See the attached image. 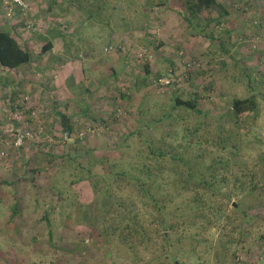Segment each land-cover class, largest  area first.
Returning <instances> with one entry per match:
<instances>
[{"label":"rangeland","instance_id":"obj_1","mask_svg":"<svg viewBox=\"0 0 264 264\" xmlns=\"http://www.w3.org/2000/svg\"><path fill=\"white\" fill-rule=\"evenodd\" d=\"M58 1L22 0L16 16L6 15L0 5V18L31 52L23 66L0 67V132L18 127L25 108L33 109L30 125L41 126L33 139L14 151L6 147L8 153L0 155V264H264V238L259 237L264 232V60L253 67L258 70L254 79L247 80L216 40L195 34L175 12L182 6L176 0H89L90 8L101 5V20L86 17L85 10L67 1L59 10ZM216 1L226 7L234 0ZM234 2L235 12L249 11L240 10L242 0ZM218 4L202 16L220 32L223 47L232 56L254 51L255 39L264 33V11L247 14L250 18L243 22L236 13L232 22L218 15ZM254 17L259 26L252 23ZM231 22L235 30L224 34ZM247 22L255 36H243ZM52 25L65 32V39L55 37L51 48L39 54L47 38L43 34ZM107 45L111 49L103 51ZM138 50L149 57L136 56ZM225 59L226 67L216 66ZM190 60L199 65L183 82L152 84L154 76L179 73ZM10 80H29L32 94L40 86L43 91L56 88L46 98L33 95L28 102L22 94L12 97ZM249 93L255 94L256 112L232 115L231 98ZM174 94L195 98L200 111L174 104ZM59 110L76 125L65 139L57 126ZM86 126L91 131L80 135ZM4 138L0 149L6 146L8 136ZM178 156L187 158V164ZM30 166L39 167L34 183L14 181L19 175L30 177ZM188 170L193 177L213 175L208 181L215 189L199 190L213 199L212 208L224 206L227 219L202 221L195 229L167 228L171 242L186 233L190 238L175 243L174 258H165L161 216L135 180L154 196L170 192L162 200L168 210L178 201L173 195L177 180L189 179ZM110 171L121 173L109 177ZM194 183L190 179L183 194L191 195ZM128 208L138 209L140 219L152 220L153 225H146L157 230L134 249L120 235L113 239L111 230Z\"/></svg>","mask_w":264,"mask_h":264},{"label":"trees","instance_id":"obj_2","mask_svg":"<svg viewBox=\"0 0 264 264\" xmlns=\"http://www.w3.org/2000/svg\"><path fill=\"white\" fill-rule=\"evenodd\" d=\"M65 1L68 2L67 4L75 5L79 10H85V15L88 18H91L92 15L95 16L94 18L95 20H101L103 18L101 7H100L101 5L98 3H95L94 7L90 8L88 7V3H87L89 0H65ZM100 1H104V0H100ZM148 1L150 2L151 0H148ZM158 1H159V4L161 3L167 4V2H169V0H158ZM176 1H178V3H180V5L182 6H179L178 8H176L175 12H177L184 20H186L187 24L194 30V32L198 33L199 35L205 38L207 37L209 39H214L219 43L222 42V40L220 39V35L218 34L219 32H217L216 28H214V26H211L209 24L210 21L204 18V16H202L204 11L208 9L210 5L217 4L216 0H176ZM0 5L2 6L3 12L6 15H7L6 10L9 5L11 9L9 13L11 16H14V15L16 16V15H19L20 13L21 8L17 4L2 1ZM49 5L50 4L47 5L48 8L50 7ZM258 7L259 6H257V8ZM141 8L143 10V6H141ZM258 9H260L259 14H263L261 13L263 8L260 7ZM249 10L251 9L249 8ZM251 19L254 25H257V26L260 25L259 18L254 17ZM4 20H5L4 18H0V67L3 69H7V70L16 69V67L22 66L28 61H30L31 52L28 46L22 44L19 41L17 35L12 29L13 26L9 24L8 21L6 22ZM47 31H51L49 33L50 36H53L54 34H56V35H61V38L65 39L64 37L65 32H63V30L58 28L57 26L52 25L47 29ZM223 32L225 34L227 33L225 30H223ZM51 45H52V42L50 39L48 38L44 39L43 43L39 47V51H38L39 54H43L46 51H48L51 48ZM233 63H234L233 66H237L238 69L241 71V73L246 75L247 80H252L250 77H248L247 72L244 70V67L241 64V62H239V58L235 59V62ZM183 67H184V63H183ZM191 68L185 69V71L187 72V75H190L193 72V69ZM79 69L81 70V68ZM144 71L149 72V68L146 63L144 65ZM249 86L253 89L255 88L254 84H250ZM204 87H206V85ZM124 95H125L124 93L122 92L120 93V96H124ZM24 102L26 104L28 103L27 101H24ZM173 103L180 104L182 106H185L186 108L195 110L196 112L200 111L195 106L196 105L195 98H181L178 94H174ZM256 105L257 103L255 99V94L253 93H249L247 96H243V97L234 96L231 98V101H230V106H231L230 112L232 115L236 117H238L242 112L254 111L255 113ZM23 112H24V115H22L23 114L22 113L20 116H18L19 117L18 126H20V124L24 122L27 125H29L32 129L36 128V125L35 126L30 125L32 118L34 117L33 109L25 108V111ZM56 115L58 118L57 126L59 127V130H61V132L65 130L67 132V138H68L69 136L72 135L74 128L76 126L74 121L71 119V117L68 114H66L63 111H60V110L57 111ZM9 128H5L3 129V131L0 132V139H5L4 137L8 136V140L5 142V144L11 141L12 139L11 130H13L15 127L11 129ZM184 136L185 134L183 133L182 137ZM20 146H18L17 148H19ZM7 149L8 148H6V150ZM9 150L11 149L9 148ZM150 151L154 152L152 148H150ZM7 153H8V150H7ZM157 153L160 154L161 156L163 155L161 151ZM260 156L263 158L264 152H262ZM176 158L179 162H181L184 165H186L188 162L187 158L185 159V158H182L181 156H178ZM30 170L32 171V175L30 177L19 175L14 178V181L29 180L30 182L34 183L33 176L38 174L39 167L30 166ZM145 172L146 174H148L147 170ZM120 173L121 171L119 172L110 171L107 176L113 177L115 175H119ZM187 174H188L189 179L185 178L182 180L180 179L177 180L181 182L178 185V188L174 187V189H176V193L173 195L174 196L176 195V197H178V201L174 202V206L168 210L164 209L165 205L163 204L162 200L165 199L164 196L166 197L172 196V194H169L170 192L166 193V195L164 196L163 194L154 196L153 194H150L148 192L149 191L148 187L143 186V181H140L139 178L135 180V183L138 184V187L141 189V192L143 193V195H145L151 202L152 206L155 207L156 212H157L156 214H159L161 216V220L159 224L162 230L159 233V236H161V238L164 240V243H165V251L161 252V255L165 258H174L171 252L173 251V248L175 247V245H177L175 243H178V242L180 243L183 239H187L188 237L190 238V235L186 233L184 234V236L179 235L178 237H176L175 241L171 242L169 240L168 232L167 234L165 232L167 228L174 230L176 227L180 226V228L183 230H188L189 228L195 229V228H200L199 222H202V221L211 220L212 222H215L220 218H221V221H225V219H227L225 215L224 206H222L220 203H216L215 207L212 208L211 206L213 205V202H214L213 199L206 196L203 190H199L200 187L215 189L213 185L208 181V179H211L213 175H210L208 179H206L204 177H193L190 170H188ZM102 176L104 177L106 175L103 174ZM190 179H194L195 181L192 187H190L191 195H186L185 193L183 194V192H185L184 189H186V184L189 183ZM198 183L201 185L197 186ZM224 198L228 199V195L226 193H225ZM49 206H52V204L50 203ZM15 208H16V202H14V204L11 207L10 216H12L15 213ZM141 215L142 214L140 213L138 209H135L134 211H131L129 208L128 210L122 209V212L119 213L120 222L117 224H114V226L111 228L114 234L113 239L116 237V235L117 236L120 235L121 237L120 240L124 242L128 248L134 249L137 246V244H140L139 242H143L147 238H150L151 233L152 235L154 234L156 235L157 230L154 228L150 229L148 227V225H153V221L150 220L149 223H145L140 219ZM243 215H245L244 211H243ZM259 237L264 238V232L260 233ZM144 244L142 247H145ZM260 256L261 255H259V257Z\"/></svg>","mask_w":264,"mask_h":264},{"label":"crops","instance_id":"obj_3","mask_svg":"<svg viewBox=\"0 0 264 264\" xmlns=\"http://www.w3.org/2000/svg\"><path fill=\"white\" fill-rule=\"evenodd\" d=\"M63 1L65 2V0H59L58 1L59 10H61L63 8L60 5ZM234 1H237V0H234ZM234 1L230 2L229 4H227L226 7L222 6L224 4H222L221 2H219V1L217 2L216 1L217 4L219 3L220 5L219 4L218 5L221 6L218 15H222V16H225V17H231L230 21L234 22L235 21L234 16H235L236 13H238L239 15L238 16L236 15V19H239V20H241V22H243L244 20L248 21V19L250 18L247 14H252V13L259 14L260 13V9H258V8H260L261 6L264 7V0L258 1L257 4L254 3V2H251V0H246V1L242 0V2L244 1L243 2L244 6H240V10H242L244 8H247V7L249 8L250 6H251L250 7L251 10L246 11V12L242 11L243 13H239V10H238V12H235V10H234V8H236V6L234 5L235 4ZM45 5H46L45 8H47V4H45ZM257 6H259V7L257 9H255ZM230 8L232 10H230ZM263 11H264V9H263ZM261 13H262V11H261ZM231 14H232V16H231ZM243 14H246V15H243ZM232 22H231L230 26H227L226 29H223V30H225L227 32L226 34H229V33L233 32L235 30L234 29L235 25L233 26L234 23H232ZM248 28H249V24L247 22L245 29L241 30L242 33H243V36H245L246 34H248L249 36H251V35L255 36L256 32L254 31L253 33L251 32V34H250L248 32V30H247ZM217 32H219V31L217 30ZM195 34H198V33L195 32ZM218 34L220 35V32ZM43 35L47 36V38L50 39L51 42H53L55 37L58 38V37L61 36V35H56V34H54L53 36H50V34H48V33H45ZM199 36H201V35H199ZM257 38H258V40L255 39V41H257V42H256V46L254 48V51L249 52V54L240 53V55L237 54V55H233V56L227 52L228 51L227 48L223 47L222 43L217 42V44L219 45V48L222 49V51L226 54V56L229 57L230 61H232L231 62L232 65L234 64L233 62H235V59L239 58V62H241V64L244 67V70L247 72L248 77H250L252 80L254 79V77L256 76V73L258 72L257 69H254V71H253V67L256 66L259 61H260V65H262L263 64V60H264V33H261V35L257 36ZM207 39H209V38H207ZM252 39H254V38H252ZM205 49H208V46H206ZM228 63L229 62L226 61V59H225L224 62H221L219 65H216V66L224 68V67L227 66ZM250 67H252V68H250ZM248 69H252V70L248 71ZM27 82H29V80H10V93L12 92V97H16L15 99H20L21 98L20 94H22V96H25L26 97L25 99L29 102L30 101V97H32L33 95L34 96L37 95L38 97L44 96L46 98L45 95H48L49 92L53 91L56 88V87H51V88H53V90H51V88L49 87V88H47L46 90L43 91L42 89H44V87L40 86L38 88V90L33 91V94H32L30 91H28L29 87H28ZM19 88H21V90H19Z\"/></svg>","mask_w":264,"mask_h":264},{"label":"built area","instance_id":"obj_4","mask_svg":"<svg viewBox=\"0 0 264 264\" xmlns=\"http://www.w3.org/2000/svg\"><path fill=\"white\" fill-rule=\"evenodd\" d=\"M5 2H11L14 4H17L18 6H20V8L22 9V5L23 2L22 0H5ZM10 5L7 7V14H9L10 12ZM111 49V45H107L103 48V51H108ZM136 56L138 57H149L148 54H144V52L142 51H136ZM184 63V62H183ZM199 65L198 62H196L195 60H190V61H186L184 63V67L181 69V71L179 73L177 72H170L167 73L165 75H156L152 78V84L155 86H172L178 82H183L186 78L187 72L185 71V69L187 68H191L193 66H197ZM119 111V110H117ZM91 127V126H90ZM89 126H86L85 128L82 127L78 130V133L81 135L82 133L91 130ZM11 129V128H9ZM41 131V126H37L36 128H31L29 125H27L26 123H21L20 126L14 128L13 130H11V134H12V139L9 143H6V146L2 149H0V155H6L7 150L6 147H9L11 150L16 149L18 146H20L24 141H28L33 139L39 132ZM61 136L63 138H67V132L65 130L62 131Z\"/></svg>","mask_w":264,"mask_h":264}]
</instances>
